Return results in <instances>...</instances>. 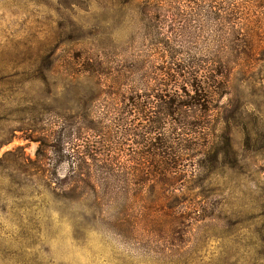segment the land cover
Segmentation results:
<instances>
[{
    "label": "rangeland",
    "instance_id": "rangeland-1",
    "mask_svg": "<svg viewBox=\"0 0 264 264\" xmlns=\"http://www.w3.org/2000/svg\"><path fill=\"white\" fill-rule=\"evenodd\" d=\"M212 1L0 0V264H264V65L232 70L195 120L204 146L177 171L181 233L164 218L158 234L111 223L167 190L118 194L157 175L139 134L165 109L158 96L190 91L174 64L197 72L218 54ZM73 154L114 164L102 174Z\"/></svg>",
    "mask_w": 264,
    "mask_h": 264
},
{
    "label": "trees",
    "instance_id": "trees-1",
    "mask_svg": "<svg viewBox=\"0 0 264 264\" xmlns=\"http://www.w3.org/2000/svg\"><path fill=\"white\" fill-rule=\"evenodd\" d=\"M186 1L208 3L209 0ZM212 4L213 12L208 9L206 4L203 10L207 16L212 14L214 19L217 18L219 23L218 30H216L219 46L215 48L218 54H205L201 60L203 64L197 72L191 71L196 68L187 67L190 72H185L182 68L184 74H181L178 66L174 64L175 74L181 78L185 85L189 86L190 91L188 94L187 92H184L185 94L175 93L172 100L168 101L167 98L164 100L158 96V104L162 103L165 109L159 113L152 112V117H148L147 120L151 124L150 127H146L145 135L139 134L142 136L141 144H145L149 150L151 149L149 161L152 166H155L153 168L157 171V175L152 173L144 177L132 175L130 179L124 180L123 191L118 194H125L128 202L132 201L133 204H137L144 200V190L149 185L156 187L160 185L166 187L167 190H160L157 192L156 198L152 200L147 199L150 201H147L148 208H144L142 215L139 213L140 216H131L124 213L125 210L122 212L124 214L114 216L111 223L118 235L134 236V233H138L143 228L146 229L145 227L150 229V234H158L156 224L160 222L161 218L169 219V224L173 228L172 235L181 233L177 229L178 224H183L184 221L192 218L184 216V212L182 214L174 212L177 206H173V204L180 198L176 194V189L186 178L178 176L177 171L186 162L183 157L188 152L201 149L204 146L201 142L204 137L201 130L203 126L197 124L195 120L203 117V114L209 111V104L225 91V85L221 81H228L233 73L232 70L237 67L246 69L242 75L248 76L257 65H264V0H213ZM222 61L223 63H219ZM83 69L86 73L89 72L86 68ZM174 88L178 91L181 90L175 86ZM182 90L186 91L185 88ZM180 99L186 100L182 102ZM140 107L142 105H136L137 109ZM166 125L171 126V131L163 132L166 130ZM73 158L84 168V163L86 168H90V166L92 168L94 165L93 167H96L102 174H104L103 165L110 167L114 164V159L112 161L110 159V162L107 160L109 162L107 165L102 160L94 158V162L88 166L87 160L78 158V154H73ZM93 175L96 174H86L84 180L87 183L95 184L97 182L96 184L100 185L101 181ZM118 181L123 182L121 178ZM137 191H139L138 194ZM159 211H163V215Z\"/></svg>",
    "mask_w": 264,
    "mask_h": 264
}]
</instances>
